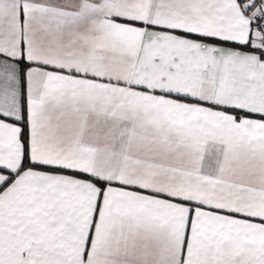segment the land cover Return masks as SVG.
<instances>
[{"label":"snow or ice","instance_id":"6c2138e0","mask_svg":"<svg viewBox=\"0 0 264 264\" xmlns=\"http://www.w3.org/2000/svg\"><path fill=\"white\" fill-rule=\"evenodd\" d=\"M0 264H264V0H0Z\"/></svg>","mask_w":264,"mask_h":264}]
</instances>
